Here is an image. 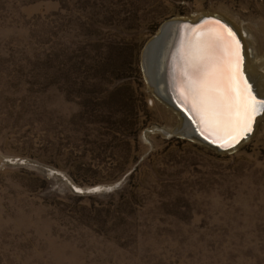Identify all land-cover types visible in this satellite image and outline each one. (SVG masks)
Returning <instances> with one entry per match:
<instances>
[{
  "label": "rangeland",
  "instance_id": "374dc122",
  "mask_svg": "<svg viewBox=\"0 0 264 264\" xmlns=\"http://www.w3.org/2000/svg\"><path fill=\"white\" fill-rule=\"evenodd\" d=\"M209 12L263 72L264 0H0V264H264V115L233 150L183 138L143 68Z\"/></svg>",
  "mask_w": 264,
  "mask_h": 264
},
{
  "label": "water",
  "instance_id": "95a60500",
  "mask_svg": "<svg viewBox=\"0 0 264 264\" xmlns=\"http://www.w3.org/2000/svg\"><path fill=\"white\" fill-rule=\"evenodd\" d=\"M228 30L235 33V38L228 35ZM235 40L241 44V33L225 16L216 12L196 17L181 15L165 20L143 51V68L150 85L180 113L181 126L175 132L219 151L236 149L251 136L257 117L264 113L263 109L253 120V114L246 108L256 95L261 101L264 97L258 96L257 86L246 75L242 54L240 74L236 81L232 80ZM244 50L246 45L242 43L241 51ZM226 104L229 107L225 108ZM249 117L251 131L243 133Z\"/></svg>",
  "mask_w": 264,
  "mask_h": 264
},
{
  "label": "bare ground",
  "instance_id": "6f19581e",
  "mask_svg": "<svg viewBox=\"0 0 264 264\" xmlns=\"http://www.w3.org/2000/svg\"><path fill=\"white\" fill-rule=\"evenodd\" d=\"M235 28L237 29V31H239L241 33V41H240L241 44H239V46H240V54L245 56L244 59H245L246 75L248 76L249 80L253 83L255 88L257 86L258 96L260 98H262V97H264V94H263V92H264V71L261 72V73H257L256 70L254 69V67H252V62L253 63L257 62V60L259 58L256 55V53L254 52V49H249V50L247 49L248 48V43H247V40H246L247 33L242 31L241 28L239 26H237L236 24H235ZM242 43L244 44V46L246 45V51L244 50V52L241 51ZM241 58H243V57H241ZM244 79L246 80L245 76H244ZM249 88H250V85H249ZM153 90H154V88H153ZM252 99H255V101L257 102V104H256V112H255V114H253V120H254V118L256 117V114L261 112L264 109V107H262V104H264V101H261L260 99H258L257 95H256V98H252ZM174 111L180 117V113L177 112L176 110H174ZM262 115H264V113L259 115L257 118L259 119V117H261ZM257 118H255V120ZM226 124L228 126V122L227 121H226ZM163 129H165V128H163ZM76 187L78 188L77 189L78 192H81L82 189H83L81 186H78V185H76ZM94 187H101V186L100 185H95Z\"/></svg>",
  "mask_w": 264,
  "mask_h": 264
},
{
  "label": "snow or ice",
  "instance_id": "6c2138e0",
  "mask_svg": "<svg viewBox=\"0 0 264 264\" xmlns=\"http://www.w3.org/2000/svg\"><path fill=\"white\" fill-rule=\"evenodd\" d=\"M228 35L232 36L233 38H235V34L232 33L231 30H228ZM235 44H236V52H235L236 60H235V63L233 64V66H232V80L233 81H236V78L240 74V70H241L240 69L241 57H240V52H239V41L235 40ZM237 97H239V89H238V87H237ZM224 99L227 100V97H224ZM256 104H257V102L255 101V99H250L247 102L246 108L248 110H250L252 114H255V112H256ZM227 107H229V105L226 104L225 108H227ZM262 107H264V104H262ZM236 114H237V116L240 115L239 105L238 104H237V113ZM250 131H251V117L248 118L247 123L245 124V126L243 128V133H247V132H250Z\"/></svg>",
  "mask_w": 264,
  "mask_h": 264
}]
</instances>
